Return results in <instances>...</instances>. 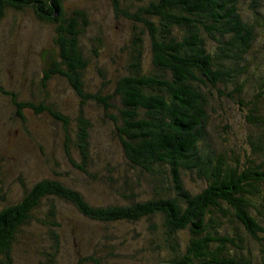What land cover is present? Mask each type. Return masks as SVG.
<instances>
[{"label":"trees","instance_id":"trees-1","mask_svg":"<svg viewBox=\"0 0 264 264\" xmlns=\"http://www.w3.org/2000/svg\"><path fill=\"white\" fill-rule=\"evenodd\" d=\"M64 1L0 0V24L10 11L30 9L40 22L58 25L61 60L56 67L63 66L67 73L57 72L52 53L45 61L48 79L58 74L76 83L85 72L80 41L89 23L83 12H68ZM109 1L120 8L118 0ZM258 1L251 7L253 14L247 16L251 23L243 17L244 0H151L137 15L123 14L147 29L151 71L142 70L144 42L135 38L137 54L132 70L118 81L113 96L104 99L100 93L101 98L96 100L108 109L113 106L105 102H120L117 111L107 112L116 126L122 158L131 170L124 178H129L128 173H139L151 180L148 186L155 188H143L140 180L132 184L136 190L131 193V183L125 182L119 203L95 206L60 175L42 180L26 190L16 204L0 211V264H14L15 247L32 222L48 229L58 254L63 204L93 224L110 227V231L146 222L150 235L158 236L152 264H264L263 153L257 158L245 156L244 162L233 157L229 163L209 135L213 91L236 99L245 88L239 80L248 67L257 31H264V3ZM210 46L215 52L209 51ZM220 88L234 90L223 94ZM75 89L80 94L84 91L81 86V90ZM0 92L13 101L24 122L20 112L23 105L15 102L18 97L2 86ZM249 111L256 117V108ZM48 112L66 123L67 117ZM78 138L79 157L84 163L91 157L89 127H79ZM257 151L253 150L254 155ZM77 169L87 173L81 167ZM114 172L120 177L125 174ZM99 184L108 190L109 185ZM184 235L188 239L183 242ZM253 240L259 245V255L253 256L248 246Z\"/></svg>","mask_w":264,"mask_h":264},{"label":"rangeland","instance_id":"rangeland-1","mask_svg":"<svg viewBox=\"0 0 264 264\" xmlns=\"http://www.w3.org/2000/svg\"><path fill=\"white\" fill-rule=\"evenodd\" d=\"M118 1L120 8H115L109 0L64 1L68 12H83L89 23L80 41L85 72L82 78L79 75L76 83L58 74L48 79L47 58L53 53L55 67L61 60L58 57V25L40 22L30 9L10 11L0 24V86L18 97L15 102L23 105L20 112L25 117L23 122L13 101L0 92V211L21 200L26 190L56 174L95 206L119 203L125 182L131 183V193L136 190L132 184L140 180L143 188H155L148 186L151 180L140 177L139 173H128L129 178H124L126 171L131 170L122 158L116 126L107 112L117 111L120 102H105L113 106L108 109L96 100L101 98L100 93L104 99L113 96L118 81L132 70L137 54L135 38L144 42L143 72H150L152 67L147 29L142 23L123 16L124 13L137 15L151 0ZM244 1L241 5L243 17L251 23L247 16L253 14L251 7L259 1ZM252 50L248 67L242 71L245 75L239 80L240 86L241 80L245 84L242 94L230 99L213 91L215 99L209 107L210 138L229 163L237 156L241 162L245 156L257 158L261 153L264 156L263 30L257 31ZM209 51L215 52L213 46ZM56 69L67 73L63 66ZM80 86L84 89L82 94L75 89L81 90ZM220 90L228 94L234 89ZM251 108L258 110L256 117L251 116ZM48 110L67 117L66 123L53 118ZM79 120L85 124L79 126ZM79 127L90 130L91 157L84 163L79 157ZM254 149L260 151L254 155ZM114 169L125 171V174L117 176ZM186 181L194 187L189 179ZM99 183L109 185L108 190ZM59 221L63 227L60 254L55 253L57 243L52 241L48 229L43 230L44 227L32 222L15 247L14 264H152L155 259L151 254L158 236L150 235L146 222L110 231V227L93 224L64 204L60 207ZM241 233L249 240L242 227ZM187 239L184 235L182 241ZM248 246L253 256L259 255L257 242L253 240ZM159 254L164 255L162 251Z\"/></svg>","mask_w":264,"mask_h":264}]
</instances>
